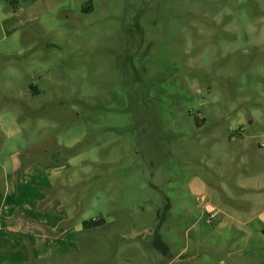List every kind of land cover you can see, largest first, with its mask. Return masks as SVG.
Returning <instances> with one entry per match:
<instances>
[{
	"label": "rangeland",
	"instance_id": "374dc122",
	"mask_svg": "<svg viewBox=\"0 0 264 264\" xmlns=\"http://www.w3.org/2000/svg\"><path fill=\"white\" fill-rule=\"evenodd\" d=\"M259 144L264 0H0V166L81 156L54 263L264 261Z\"/></svg>",
	"mask_w": 264,
	"mask_h": 264
},
{
	"label": "crops",
	"instance_id": "0c3cea01",
	"mask_svg": "<svg viewBox=\"0 0 264 264\" xmlns=\"http://www.w3.org/2000/svg\"><path fill=\"white\" fill-rule=\"evenodd\" d=\"M73 145L66 148L71 149ZM257 147L260 151L264 149L263 144ZM48 151L33 152L40 158H50L48 162L39 158L22 162L26 154L19 152L1 162L0 172L5 177L0 182V264H61L52 259L68 254L69 241L66 238H74L81 232V222L72 216L68 202V191L80 183L75 181L79 177L60 175L66 170H79L77 163L81 162V156L72 154L65 167L56 168L52 165L56 156H49ZM55 190L66 196V209L61 201L62 194L55 193ZM237 211L239 218L246 217L243 211ZM253 220H238L237 232L245 240L257 239L264 243V225ZM63 223L68 226L60 229ZM259 256L264 258V248ZM256 264H264V261Z\"/></svg>",
	"mask_w": 264,
	"mask_h": 264
},
{
	"label": "trees",
	"instance_id": "16d2710c",
	"mask_svg": "<svg viewBox=\"0 0 264 264\" xmlns=\"http://www.w3.org/2000/svg\"><path fill=\"white\" fill-rule=\"evenodd\" d=\"M11 2V1H10ZM105 224V221L103 219L100 220H93V221H89V222H83L82 223V228L83 230H90L92 228H97V227H101ZM156 248H159L161 250L165 249V246L157 243L156 244Z\"/></svg>",
	"mask_w": 264,
	"mask_h": 264
},
{
	"label": "built area",
	"instance_id": "2783aa9c",
	"mask_svg": "<svg viewBox=\"0 0 264 264\" xmlns=\"http://www.w3.org/2000/svg\"><path fill=\"white\" fill-rule=\"evenodd\" d=\"M210 217H211V218H214V215L212 214Z\"/></svg>",
	"mask_w": 264,
	"mask_h": 264
}]
</instances>
